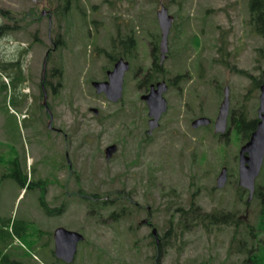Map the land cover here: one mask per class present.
<instances>
[{
	"label": "rangeland",
	"instance_id": "rangeland-1",
	"mask_svg": "<svg viewBox=\"0 0 264 264\" xmlns=\"http://www.w3.org/2000/svg\"><path fill=\"white\" fill-rule=\"evenodd\" d=\"M162 1L175 18L157 80H173L174 85L164 92L167 109L148 135L147 107L140 99L145 89L139 80L151 64L159 0H69L68 5L67 0H0V12L10 11L0 13V24L6 26L0 55L15 59L21 46L29 49L22 63L27 97L18 107L9 104L19 116L26 112L20 123L0 90V151L7 158L14 155V147L31 180L46 179L50 206L66 203L62 213L47 215L38 205L36 186L22 189L14 179L4 178L0 217L41 226L49 232L48 250L58 226L84 235L72 263L37 248V259L30 253L24 257L33 264H154L155 246L145 219L165 238L159 264H240L244 255L230 250V244L241 238L250 245L251 226L255 238L264 242V210L257 198L247 202V192L238 189V150L244 140L231 126L225 136L213 133L225 85L230 108L244 106L249 116L257 115L264 41L248 22V0ZM14 25L19 27L11 29ZM129 28L136 47L131 57L127 55L130 68L122 98L111 102L95 92L91 81L106 76L111 63L105 54H120L112 41ZM57 36L59 44L54 42ZM48 52L45 79L55 85L57 79L50 74L58 67L62 76L56 93L47 87V105L52 126L66 137L47 127L49 117L42 104L41 69ZM3 76V81L9 80ZM199 116L211 123L193 128L191 122ZM111 143L117 149L106 160L104 148ZM223 166L226 183L216 187ZM256 183H264V160ZM80 193L96 196L86 200ZM103 200L110 203L102 207ZM191 202L204 212L232 211L241 223L236 238L232 239L233 225L198 219L183 229L178 211ZM121 207L124 212L115 220L110 212L119 213Z\"/></svg>",
	"mask_w": 264,
	"mask_h": 264
},
{
	"label": "trees",
	"instance_id": "trees-1",
	"mask_svg": "<svg viewBox=\"0 0 264 264\" xmlns=\"http://www.w3.org/2000/svg\"><path fill=\"white\" fill-rule=\"evenodd\" d=\"M68 3L69 0H67V5ZM247 7L249 14L248 22L250 26L252 27L253 31L260 35L264 40V0H248ZM9 12L10 11L3 9L0 13L6 15ZM5 27L6 26L4 23L0 24V37L5 30ZM18 27L19 25H14L10 28L16 29ZM57 38L58 40L60 39L56 42L57 44L62 42L60 36H57ZM155 40V45L149 53L151 57V64L146 69V72L144 73L142 79L139 80V85H143L144 89H148L149 84L157 80L158 75L163 73L161 65L158 62L159 52L157 49V38H155ZM28 50L29 49L23 48L21 46V49L18 50V56L15 59L10 60H5L0 55V76L7 75V77L9 78V90L6 83L1 78L0 90L4 92V100L8 97L11 104L16 107L21 105L27 97V94L23 92L26 75L24 74L22 63L24 55L28 52ZM125 50V53L127 55V52L130 51L129 47H126ZM218 50L222 51V48H218ZM50 54L51 52H48L47 57H49ZM222 64L226 65V61L224 60ZM61 74L62 70L59 67L54 69L50 74L57 79L55 85L52 84V81L49 82L46 79L44 81L45 87L50 88L52 93H56L58 90V86L60 85V78L62 76ZM178 76L180 75H177L175 78H177ZM259 82L260 79L258 80V83ZM168 84L173 86L174 81L168 80ZM232 111L231 127L233 129V132L245 141L249 138L250 134L255 129L258 119L256 116H249L244 109V106L237 107V110L232 109ZM23 124L25 126L27 125L25 120ZM10 149L14 155H8L7 158H5L4 152L0 151V166L3 167V171L0 174V179L12 178L22 189L25 187L28 188L31 186H36L39 190L37 196L38 205L42 209V211L47 215L62 213V211L66 208V203H62L61 205L55 207L50 206L46 201V179L31 180V172L28 175L26 167L24 165V161L22 162L21 157L19 154H17L16 149H14V147H10ZM238 189L242 192L244 190L239 186ZM90 195L96 196L95 193H90ZM90 195H87L86 197H80L89 199ZM253 196L258 199L259 204L261 205L260 210L262 212L264 210V183H256ZM109 203L110 200H103L100 205L104 207ZM91 206V208L94 207L93 204ZM121 208L122 209L119 213H115L113 211L110 212V216L115 220L118 219L124 212V207ZM178 212V224H182L181 227L183 229H188L187 224L191 225V222H195L197 219L200 222H206V224L211 223L213 225H233L235 229L232 234V239H235L237 228H239L241 225L239 218L235 217L232 211H229L226 213V215H224L222 211L216 210L213 211L216 212L215 216H211V213L196 212L194 206L191 204L187 209L180 208ZM247 227H249L248 224ZM250 229H253V227L251 226V228H248V233L251 236L253 242L250 245H247L245 241H242V239L239 238V242L237 244L234 245L231 242L230 250H234L236 253L244 255V257L241 259L240 264H264V242L263 244H260L259 240L255 238L256 235H254V233H252ZM47 234H49V232L42 229L41 226L37 224L35 225L31 220L7 219L0 217V264H33L31 261L26 260L24 257L29 255L30 253L31 259L35 260L33 259V254L37 255L34 252L37 248H40L45 253L53 255V249L51 248L50 250H48L49 242L45 239V235ZM16 241H18V243ZM168 245H170L169 242Z\"/></svg>",
	"mask_w": 264,
	"mask_h": 264
},
{
	"label": "water",
	"instance_id": "water-1",
	"mask_svg": "<svg viewBox=\"0 0 264 264\" xmlns=\"http://www.w3.org/2000/svg\"><path fill=\"white\" fill-rule=\"evenodd\" d=\"M46 13L45 10L41 12L42 15ZM157 19L161 31L160 39V62L166 57L168 50V33L173 21V15L169 14L167 8L161 4L157 11ZM46 68V59L42 64V74ZM128 68V63L119 58L113 66V69L107 72L108 79L104 81H93L92 85L95 87L97 93L103 92L111 101H117L122 96L123 74ZM262 83L260 85L259 105L257 108V124L255 129L250 134L248 140L243 143L238 152V184L239 186L248 190L247 200L249 201L253 195L255 187V178L259 174L263 160H264V69L262 72ZM43 86V105L49 114L48 127H51L52 113L47 105V91ZM167 89L165 80L157 81L150 84L149 90L143 93L140 97L147 105L148 132H151L159 124L161 114L167 108V101L163 96ZM224 96L219 105L217 116L214 120L213 130L215 133L224 134L227 129V115L229 112V88L226 85L223 90ZM96 112V110H95ZM210 119L206 116H201L192 121V126L206 125L210 123ZM116 150L115 144H110L105 148V158L109 159ZM227 178V169L222 167L217 178L216 186L222 187ZM154 237L157 238V231L152 228ZM83 239V235L76 231L67 229L63 226H58L53 231L54 240V255L66 263L73 261L77 243Z\"/></svg>",
	"mask_w": 264,
	"mask_h": 264
},
{
	"label": "flooded vegetation",
	"instance_id": "flooded-vegetation-1",
	"mask_svg": "<svg viewBox=\"0 0 264 264\" xmlns=\"http://www.w3.org/2000/svg\"><path fill=\"white\" fill-rule=\"evenodd\" d=\"M161 3H163V1L162 0H159V8H160V5H161ZM164 4V3H163ZM165 5V4H164ZM158 8V9H159ZM157 9V10H158ZM157 10H156V20H157V26H158V33H157V35L154 37V38H157V44L159 43V39H160V29H159V24H158V19H157ZM50 16H51V14H49ZM175 18V17H174ZM49 20V19H48ZM50 23V22H49ZM119 28V27H118ZM121 29V28H120ZM119 32V31H118ZM126 32L127 33H124V34H118L117 35V38L116 39H114L113 41H112V43H113V45H112V47H116L117 48V46H119V48H121V52H120V54L117 56V55H113V54H110V53H106L105 55H106V57H107V59L110 61V63H111V68L110 69H108V70H106V76L103 78V79H99L98 81H102V80H107L108 79V75H107V72L108 71H110V70H112L113 69V66H114V63L119 59V58H122L123 60H125L127 63H128V68L124 71V75H125V73L129 70V68H130V61H129V57H131L132 56V51L134 50V48L136 47V39H135V37L133 36V33H130V32H133L132 31V28H129V29H127L126 30ZM60 40V39H59ZM58 40V38H55L54 39V42L56 41H59ZM62 41V40H61ZM155 39H151L150 40V42H152V45L150 46V51L153 49V47H154V45H155ZM126 47H129V52H127V55H128V58H127V55H126V53H125V49H126ZM218 48H220V47H218ZM113 49V48H112ZM157 49H158V47H157ZM223 50H224V53H225V55L227 54V47H224L223 48ZM128 51V50H127ZM104 52H106V51H104ZM46 54H48V53H46ZM124 75H123V81H124ZM45 77H43L42 76V80L44 79ZM93 81H95V80H92L91 81V83L93 82ZM123 86H124V84H123ZM147 90V89H146ZM123 95V94H122ZM107 99V98H106ZM108 100V99H107ZM109 101V100H108ZM232 109L233 108H230L229 107V113H228V126H229V128H230V126H231V116H232ZM94 112H95V110H94ZM95 113H97V111L95 112ZM209 125V124H208ZM201 126H207V125H201ZM201 126H197V127H193V128H199V127H201ZM52 129L55 131V133H63V137H66L67 135H66V133H64L63 131H62V129L61 128H58V127H52ZM154 130V129H153ZM146 133L149 135V134H151L152 132H148V128L146 129ZM66 139V138H65ZM106 148V147H105ZM105 148H104V152H105ZM65 156H66V159H67V167H68V171H71V162H70V160L68 159V156H67V152H65ZM78 193V192H77ZM78 196H83V197H86V194H83V193H80V195H78ZM190 204H192L193 206H194V208H195V210H196V212H199V213H204V211H200V209H199V207L197 206V205H195L194 204V202L192 203H190ZM217 209H214L213 211H216ZM213 211H210V212H205V213H211V216H215V213L216 212H213ZM227 212H229V211H225V210H223L222 211V213L224 214V215H226V213ZM226 217V216H225ZM215 220V219H214ZM144 224L145 225H147L148 227H151V230H150V235L152 236V238H153V242H154V246H155V253H154V257H153V262H154V264H159L160 263V259H161V256H162V253H163V249L162 248H164L163 246H165V238L161 235L160 237H159V234L157 233V237L159 238L157 241H156V238L153 236V233H152V225H151V223L148 221V219H147V221H144ZM211 224V223H210ZM160 244H161V247H160ZM160 247V248H159Z\"/></svg>",
	"mask_w": 264,
	"mask_h": 264
},
{
	"label": "bare ground",
	"instance_id": "bare-ground-1",
	"mask_svg": "<svg viewBox=\"0 0 264 264\" xmlns=\"http://www.w3.org/2000/svg\"><path fill=\"white\" fill-rule=\"evenodd\" d=\"M259 253V252H258ZM262 253V252H261Z\"/></svg>",
	"mask_w": 264,
	"mask_h": 264
}]
</instances>
